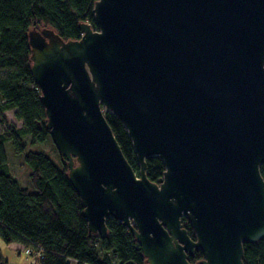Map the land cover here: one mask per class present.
Listing matches in <instances>:
<instances>
[{
  "label": "water",
  "instance_id": "1",
  "mask_svg": "<svg viewBox=\"0 0 264 264\" xmlns=\"http://www.w3.org/2000/svg\"><path fill=\"white\" fill-rule=\"evenodd\" d=\"M94 13L77 40L29 33L89 230L104 237L119 220L149 264H193L196 250L197 264H243L244 242L264 239V0H98ZM103 108L126 127L139 175ZM154 156L159 183L146 175Z\"/></svg>",
  "mask_w": 264,
  "mask_h": 264
},
{
  "label": "trees",
  "instance_id": "2",
  "mask_svg": "<svg viewBox=\"0 0 264 264\" xmlns=\"http://www.w3.org/2000/svg\"><path fill=\"white\" fill-rule=\"evenodd\" d=\"M98 0H0V238L7 244L21 243L32 254H42L41 264H149L136 236L115 218L106 221L107 234L89 230L83 201L69 179L65 157L58 160L41 148L52 140L48 117L32 73V29L48 27L64 41L81 38L80 25L97 29L94 6ZM7 111H14L21 127L10 124ZM105 117L129 164L137 175L140 163L123 122L113 113ZM24 154L30 167L32 188L20 184L9 167L5 143ZM146 175L159 183L165 166L159 157L147 160ZM264 179V163L260 167ZM183 227L196 234L187 218ZM243 264H264V239L244 242ZM201 250L189 256L197 264ZM0 264H5L0 248Z\"/></svg>",
  "mask_w": 264,
  "mask_h": 264
},
{
  "label": "rangeland",
  "instance_id": "3",
  "mask_svg": "<svg viewBox=\"0 0 264 264\" xmlns=\"http://www.w3.org/2000/svg\"><path fill=\"white\" fill-rule=\"evenodd\" d=\"M33 30H40V29H33ZM103 110L105 112L107 109L103 108ZM6 114L10 124H14L16 127H21L22 122L18 121L15 118L14 111H7ZM2 130L3 128L0 126V133L2 132ZM5 146L8 154L9 167L11 172L18 179V181L22 186L32 188V184L29 178L30 167L24 160V154L23 155L16 154L14 152L11 142H6ZM40 147L43 148L47 154H50L56 160H58L59 157L61 156L53 140L51 141L47 140L44 143H42L40 146L39 144H37L36 146L29 147L27 151L30 149L41 150ZM73 159H74L73 160L74 166H78L79 165L78 160H76V158ZM0 248L5 264H30V262L34 260L32 256L26 254L25 247L21 243L7 244L0 238Z\"/></svg>",
  "mask_w": 264,
  "mask_h": 264
},
{
  "label": "built area",
  "instance_id": "4",
  "mask_svg": "<svg viewBox=\"0 0 264 264\" xmlns=\"http://www.w3.org/2000/svg\"><path fill=\"white\" fill-rule=\"evenodd\" d=\"M25 252L27 255L32 256V258H34L33 261L30 262V264H41V258H42V254L40 252H38L37 254L33 255L30 249H25Z\"/></svg>",
  "mask_w": 264,
  "mask_h": 264
}]
</instances>
